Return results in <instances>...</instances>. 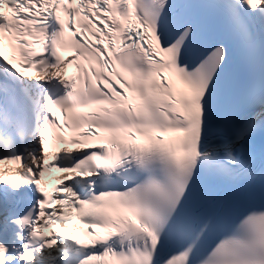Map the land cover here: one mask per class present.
Segmentation results:
<instances>
[{
	"label": "snow or ice",
	"instance_id": "6c2138e0",
	"mask_svg": "<svg viewBox=\"0 0 264 264\" xmlns=\"http://www.w3.org/2000/svg\"><path fill=\"white\" fill-rule=\"evenodd\" d=\"M0 264H264V0H0Z\"/></svg>",
	"mask_w": 264,
	"mask_h": 264
}]
</instances>
